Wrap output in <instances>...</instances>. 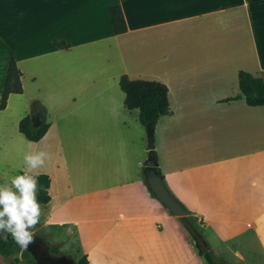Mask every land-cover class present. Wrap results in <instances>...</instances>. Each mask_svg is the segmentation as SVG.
I'll use <instances>...</instances> for the list:
<instances>
[{"label":"crops","instance_id":"obj_1","mask_svg":"<svg viewBox=\"0 0 264 264\" xmlns=\"http://www.w3.org/2000/svg\"><path fill=\"white\" fill-rule=\"evenodd\" d=\"M11 57L23 91L0 111V162L19 175L26 152L52 157L36 170L50 200L34 234L72 227L86 264H206L147 188L150 149L139 111L123 106L126 75L168 88L153 151L216 263L264 264V106L227 101L240 71L264 83V0H0V88ZM33 105V128H49L29 148L18 123Z\"/></svg>","mask_w":264,"mask_h":264},{"label":"trees","instance_id":"obj_2","mask_svg":"<svg viewBox=\"0 0 264 264\" xmlns=\"http://www.w3.org/2000/svg\"><path fill=\"white\" fill-rule=\"evenodd\" d=\"M108 13L110 16L113 33L115 35L125 33L126 24L121 8L118 5L109 6ZM55 45L61 46L62 44L55 43ZM21 76L22 74L17 68L14 58L11 57L6 71L4 84L0 88V111L6 108L7 99L10 94H22L23 89L21 84ZM118 84L120 90L125 95L123 101L124 108L127 110L139 111V123L144 128L148 142L150 140L153 141L154 131L158 120L161 117L170 114L168 88L164 84L157 81L130 80L126 75H122L119 78ZM238 86L240 89V95L233 99H228L227 101L243 99L250 107L264 106V83L260 78H255L246 72L240 71L238 74ZM36 112V107L33 105L30 114L23 117L18 123L19 133L23 135L28 141H39L46 134L49 128L48 124H42L37 128H33L31 116ZM148 160H152L153 166L151 167V170L164 183V177L158 168L157 157L153 151V148L150 149ZM146 169L147 168H145V170ZM49 183L50 181L48 176H38V187L40 190L38 191L37 198L38 202L43 205H46L50 200V197L46 191L49 188ZM150 194L154 196L151 192ZM176 200L186 211L189 212V210L177 198ZM185 219L197 231L198 235L202 237L201 231L198 230L191 213L190 216L186 217ZM41 247H49V249L45 248L44 251L50 258H59L62 256L60 251L55 246L47 244L42 236L34 234V240L26 250L18 246L12 240L10 235L7 242L0 240V257L8 260L14 255L21 253L22 257L26 258L31 264H39L41 259L38 258L37 252L41 249ZM203 257L206 261V264H217L210 250H208V252L205 253ZM74 263L86 264L87 261L85 257H82L78 261H74Z\"/></svg>","mask_w":264,"mask_h":264},{"label":"clouds","instance_id":"obj_3","mask_svg":"<svg viewBox=\"0 0 264 264\" xmlns=\"http://www.w3.org/2000/svg\"><path fill=\"white\" fill-rule=\"evenodd\" d=\"M45 139L47 135L40 141L27 143L31 148L33 144L42 143ZM51 158V154L45 150L26 152L22 174L12 176L8 182L0 184V240L7 242L10 235L24 250L33 242L32 230L43 214V207L37 198L40 188L36 170L44 167ZM256 183L253 182L254 187Z\"/></svg>","mask_w":264,"mask_h":264},{"label":"rangeland","instance_id":"obj_4","mask_svg":"<svg viewBox=\"0 0 264 264\" xmlns=\"http://www.w3.org/2000/svg\"><path fill=\"white\" fill-rule=\"evenodd\" d=\"M13 105L14 104L12 103L11 106ZM18 114H20V112L19 113L14 112L11 116L13 119L10 118L8 121L4 122V124H6L4 125V128H6L7 132L10 133L9 134L10 136L14 135L15 133L13 129V120L18 116ZM59 126L61 127L62 130H69L72 127V122L69 119H65L60 123ZM13 168L14 167H12V165L9 163L5 155L0 162V184H4L8 182L12 176L17 175V173L13 170ZM5 173H7V175H5ZM193 219L195 221L198 230L202 231V227L200 226L198 217L197 218L193 217ZM36 234L42 236L47 244L51 246H55L62 255H65L68 258L76 261L74 257L78 255L77 253L78 245L75 237V230L72 227L50 228V229L42 230ZM192 242L197 252L199 253L193 239ZM39 251L41 252L43 250L40 249ZM0 264H31V263L26 258L22 257L21 253H18L8 260H5L0 257Z\"/></svg>","mask_w":264,"mask_h":264},{"label":"water","instance_id":"obj_5","mask_svg":"<svg viewBox=\"0 0 264 264\" xmlns=\"http://www.w3.org/2000/svg\"><path fill=\"white\" fill-rule=\"evenodd\" d=\"M149 149L153 148V141L148 142ZM153 166L152 160L146 162V170L144 177L147 183V188L154 195L155 199L165 207L169 213L178 218L184 226L190 237L194 240L200 255L208 252L209 247L204 243L197 231L185 219L190 216V212L186 211L183 206L176 200V198L168 191L163 181L151 170ZM49 249V247H46ZM48 264H75L74 261L65 255L59 258H48Z\"/></svg>","mask_w":264,"mask_h":264},{"label":"flooded vegetation","instance_id":"obj_6","mask_svg":"<svg viewBox=\"0 0 264 264\" xmlns=\"http://www.w3.org/2000/svg\"><path fill=\"white\" fill-rule=\"evenodd\" d=\"M45 248L46 247H41V250H43V251H41V252L38 251L37 252L38 258L41 259L39 264H48V258L49 257L46 255V252L44 251Z\"/></svg>","mask_w":264,"mask_h":264}]
</instances>
